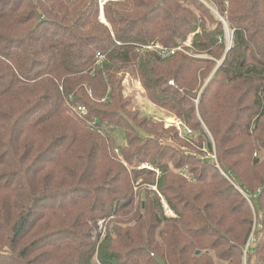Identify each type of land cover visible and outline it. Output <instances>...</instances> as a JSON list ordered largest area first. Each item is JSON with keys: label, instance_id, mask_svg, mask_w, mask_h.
Here are the masks:
<instances>
[{"label": "trees", "instance_id": "trees-1", "mask_svg": "<svg viewBox=\"0 0 264 264\" xmlns=\"http://www.w3.org/2000/svg\"><path fill=\"white\" fill-rule=\"evenodd\" d=\"M0 264H264V0H0Z\"/></svg>", "mask_w": 264, "mask_h": 264}, {"label": "rangeland", "instance_id": "rangeland-1", "mask_svg": "<svg viewBox=\"0 0 264 264\" xmlns=\"http://www.w3.org/2000/svg\"><path fill=\"white\" fill-rule=\"evenodd\" d=\"M106 1L107 0H101V5H103V3H105ZM209 7L222 20V22H223V24L225 26L226 49H228L233 43V35H232L231 28L229 27L228 22L226 21V17L224 18L223 16L218 14L217 11L213 7H211L210 5H209ZM101 18L105 21V17H104L103 12H102ZM192 37H193V34H191L188 37V39L182 45H180L181 49L179 50V52L185 53L187 55H191V56L196 57V58L201 59V60L214 61L216 63V66H218L219 62H221L223 57L218 59L216 57L211 56L208 53H192L191 51H188V49L186 47L187 46H192ZM122 74L124 75V87H125L124 90H125L127 95L132 97L133 104L135 106V107L134 106L133 107L140 110V114H139L140 118L148 117V118H152V119H155V120H158V121H164L165 126H166V119L181 120L180 118H178L172 112H168L167 110L157 106L152 101H150L147 98V95H146V93L144 91V88L142 87V85L139 82L138 78H136V76L132 72L124 71ZM120 75H121V73H120ZM207 80H205V83L207 82ZM202 88H203V86H202ZM202 88H201V90H202ZM201 90H199L198 96L200 95ZM198 96L195 99V103L196 104L198 102ZM85 114H87V109H86V113ZM85 114H82V115L84 116ZM77 115L80 116L78 113H77ZM169 122H172V121L170 120ZM91 124L94 126V122H91ZM184 125H186V124H184ZM170 126H176V125L174 123L173 124H168L166 126V128L168 127L170 129L171 128ZM186 126L193 131V133H192V135L194 134L193 138L196 141L195 143L198 144L197 143V141H199L198 140V136L195 135V132H194V130L191 127H189L188 125H186ZM97 129L104 136H106V133H105L104 129H100L99 127ZM179 131L181 132V134L183 136L184 131H185V127H182V130H179ZM208 134H209V139L211 140V143H212L213 152L211 153L209 148H208V146L203 144V146H197L196 149L193 151V154H195L197 156H202V157H206V156H208V157L211 156V157H214V158L216 157L215 156V152H214V150H216L214 139H213L212 135L209 132H208ZM112 136L114 137L115 142L117 144L116 148L114 147L115 148V151H114L115 158L117 160H121L122 161L123 159L121 157V149H119V148H121V146H123L126 143L125 129L122 128V127L116 128L114 130ZM184 139H185V137H184ZM182 148L186 150L187 146H182ZM198 150L203 151L204 154H202L201 152L199 153ZM199 154H201V155H199ZM140 167H150V166L147 163H144ZM184 170L185 171L181 172L182 175L185 176L187 179L191 180V176L189 175L188 167H185ZM184 173H187V174H184ZM140 181L141 180H139L138 183ZM163 199H164V197L162 196V202H163V206L165 208L166 214L168 216H172V217L173 216H177L176 213L169 207V205L166 202V200L164 199V201H163Z\"/></svg>", "mask_w": 264, "mask_h": 264}, {"label": "built area", "instance_id": "built-area-1", "mask_svg": "<svg viewBox=\"0 0 264 264\" xmlns=\"http://www.w3.org/2000/svg\"><path fill=\"white\" fill-rule=\"evenodd\" d=\"M181 49V46H177V47H170V46H166L163 43H155V44H150V45H143L142 47L139 48L140 50V54H143L146 51H155L157 52L161 57L163 58H167L171 55L176 54L177 52H179V50ZM99 57H102V55L99 53ZM220 63V62H219ZM75 111L80 115L83 116L82 114L86 113V108L84 106H80V107H76ZM172 122H169V121ZM175 124L176 127L179 130H182V127H185V131L188 134H192L193 131L191 129H189L186 125H184V123L181 120H172V119H166V126L168 124ZM187 174V173H184ZM164 201V199H163Z\"/></svg>", "mask_w": 264, "mask_h": 264}, {"label": "water", "instance_id": "water-1", "mask_svg": "<svg viewBox=\"0 0 264 264\" xmlns=\"http://www.w3.org/2000/svg\"><path fill=\"white\" fill-rule=\"evenodd\" d=\"M200 251H197V253H199Z\"/></svg>", "mask_w": 264, "mask_h": 264}]
</instances>
